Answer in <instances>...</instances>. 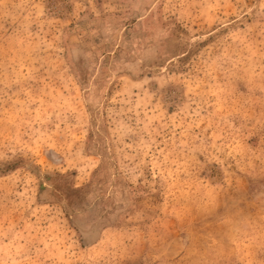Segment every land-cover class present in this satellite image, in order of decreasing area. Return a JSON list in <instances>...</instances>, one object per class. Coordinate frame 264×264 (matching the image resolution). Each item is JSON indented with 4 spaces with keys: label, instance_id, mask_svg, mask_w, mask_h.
<instances>
[{
    "label": "rangeland",
    "instance_id": "1",
    "mask_svg": "<svg viewBox=\"0 0 264 264\" xmlns=\"http://www.w3.org/2000/svg\"><path fill=\"white\" fill-rule=\"evenodd\" d=\"M0 264H264V0H0Z\"/></svg>",
    "mask_w": 264,
    "mask_h": 264
}]
</instances>
